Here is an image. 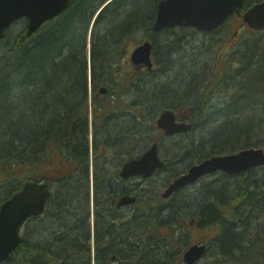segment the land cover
<instances>
[{
  "label": "trees",
  "instance_id": "trees-1",
  "mask_svg": "<svg viewBox=\"0 0 264 264\" xmlns=\"http://www.w3.org/2000/svg\"><path fill=\"white\" fill-rule=\"evenodd\" d=\"M106 1L108 0H75L71 8L45 24L33 37H26L24 27L11 42L10 39L6 41L10 44L1 51L3 54L0 55V84L5 88L0 91V206L30 180L45 181L52 190L44 216L34 219L37 225L40 224L45 229L40 233L43 234L39 235L40 239H48L36 243L24 235L18 250L3 264H177L179 250L183 245H187L189 240V236L183 231L184 225L189 226L192 221L201 229L202 241L210 244L214 250L212 259L206 260L204 264H220L219 258L235 259L236 255H242L237 264H257L256 260L261 259L255 257L253 251L249 252L254 245L247 239L250 218L247 220L246 215L247 212L250 215L253 213L250 208H253L254 212L256 210L257 213H264V168L250 170L234 180L222 174L217 180L204 184L203 188L207 191H216V198L204 204L205 208H199V213L194 212L192 218L187 217V213L176 218H171L169 213H163L162 209L174 207L179 197L166 202L159 195L153 194L136 205L130 216L123 217L118 214L119 218L126 219L120 223H111L103 214V210L107 206L110 208L111 195L129 194L127 182L120 181L118 189H111V182L106 185L104 180L107 172L104 176L94 173L97 212L92 226L87 127L77 129L74 135L70 126L72 121L69 123L66 117L60 118L59 112L66 105L67 96L73 94V90L87 80L88 32L95 14ZM148 1L117 0L114 5L103 9L94 22L93 75L98 67L106 68V74H109L111 80H105L115 82L116 86L111 94H115L116 90L115 96L119 98L118 101L110 103L103 101L99 95L100 106L94 114L99 129L105 130L108 120L113 116V106L117 110L128 107L126 102H122V92L133 93V89L140 86L139 73L128 58L130 48L132 45L137 46L140 40L135 35L126 36L125 33L139 24L135 20L140 17L141 10L144 11V8L139 7L149 3ZM259 1L261 0H248L247 5L249 7ZM141 3L143 4L140 5ZM113 7L115 9L110 12ZM155 14L156 8L149 14L147 23L152 25ZM98 32L101 38L97 37ZM123 35L124 38L121 37ZM63 36H68L65 39L67 43H62L63 40L56 44V39ZM72 37H75L73 42L69 40ZM256 37L264 39V32L256 33ZM115 41L117 44L112 47ZM154 42L158 45L156 38ZM260 43L261 47L254 48L246 41L241 48L243 52L239 55V60L244 58L243 62L247 61L254 67L264 69V42ZM96 44L100 45L99 51L96 50ZM112 49L114 50L111 51ZM245 50L252 52L249 55ZM60 71L67 73L62 80L63 85L67 83L68 86L61 89L66 97H57L50 86L53 80L61 84ZM242 76L250 79L249 84L252 86L247 89L250 94L248 92L249 95L245 96L243 105L256 107L264 98V87L251 76ZM26 78L32 81L27 84ZM93 80L105 84V80L96 78L95 75ZM191 80L188 83L187 80L181 81L174 85L173 89L178 91L191 88L194 85ZM23 89L24 94H28L27 97H21L20 90ZM225 91L234 94L228 96L223 103L217 123L204 129L199 125L200 120L196 121L192 132L195 135L198 133V136H191L192 139L188 142L193 147L196 144L199 149L198 153L191 155L189 159L192 165L208 157L257 148L261 144V140L253 143L249 138H260L264 132L260 124L250 122L245 114L236 113L239 110L236 106L242 103L236 101L238 88ZM36 94H44V101L36 97ZM94 96L98 94L94 92ZM163 99L167 97L164 96ZM193 102L194 104H190V111L196 112L198 109V116L199 110L204 111L208 105V99L200 96ZM187 106L189 105L180 107ZM31 116H34V119ZM38 117H42V121L38 122ZM55 128H59L61 134L56 135L54 139L53 135L46 138L42 136L44 132ZM244 138L248 142L238 143L237 140ZM51 139L53 140L50 141ZM100 142H103V139ZM186 145L179 147L176 158L166 162L172 177L180 173L174 164L181 160L180 151H184ZM104 153L105 149L98 150L101 157ZM217 188L219 189L216 190ZM187 219L190 221L185 222ZM126 236L133 240L125 242ZM130 241L131 244H127ZM154 244H158L159 248L156 253ZM249 253L250 255L246 256ZM114 256H117L115 261L112 260ZM259 264H264V259L259 261Z\"/></svg>",
  "mask_w": 264,
  "mask_h": 264
},
{
  "label": "bare ground",
  "instance_id": "bare-ground-1",
  "mask_svg": "<svg viewBox=\"0 0 264 264\" xmlns=\"http://www.w3.org/2000/svg\"><path fill=\"white\" fill-rule=\"evenodd\" d=\"M115 1H117V0H108V1L104 2V4L101 6V8L95 14V17H94L93 22H92V26L89 28L88 39L86 42V51H87L86 52V58H87V64H88V70H89L87 80L85 81L84 84L78 85V87L75 90H73V91H75V92H73V94L70 93L69 96H67L68 98H67L66 105H64V108L62 107V109L59 112L60 118L66 117L67 121L69 123L71 121L73 122V123L71 122L72 125L70 124L71 127H75V129H81L82 127H87V132L89 134L88 155L87 156H88V164H89V167L91 169V171H90V179H91V182H90V199H91V202H90V209H91L90 210V214H91L90 220H91L92 226L94 224L96 212H97V210H96L97 208H96V204H95L96 193H97V191H96L97 186L95 184V174H97L98 176H104L107 172V174L105 175V178H104V180L106 181V185H108L109 182H111L109 184V188L118 189L119 188L118 185L121 184L120 181H118L119 180L118 179L119 170L121 171V169H123L124 166L127 165L128 163H131L133 161H136V160H139L140 158H142L150 149V147L148 145L139 146V147L135 148V146H133L134 143L133 144L127 143L129 137L125 138V136H124L122 138L121 135H118L117 137L112 136L113 131H114L113 129L117 126L120 118H123L125 116L126 108H130V106H132V104H128V107H126L125 109H122V110H117V108L115 106H113V108H114L113 109L114 112L112 113L113 116L110 117V119L108 120V123L105 126V130L103 128L99 129L97 127L96 122H95L98 120L94 117V114H95V111L99 108L100 102H101L99 95L102 98V100L106 101V102L113 103V102L119 100V98L115 96L116 90H115V94H113V93L111 94L112 90L116 89L115 82L105 80L106 78L111 80V78L109 77V74H106L107 69L103 68V67H98L96 69V74H94L96 76V78L100 77L103 79V81L105 80L104 81L105 84H99L97 82V80L94 82V80H93L94 70H92V66H93L92 29H93L94 22L97 19V17L99 16V14L101 13V11L103 9H105L108 5L111 6L113 3H115ZM150 1L151 0L148 1L149 3L144 2L146 4L143 5L142 7H139V9L144 8L143 9L144 11L141 10V13H139L140 17L137 18V20H135L139 24L134 25L133 27L130 28L129 31H127V33H125L126 36L127 35L128 36L129 35L138 36L139 34L141 36V39H138V40H140V43L137 46L133 47V49H132L133 51H135L138 47L144 45L145 43L151 44L152 49H151V56L150 57L152 59V62H151L152 67L149 68L148 66H146L144 64L134 65V67L136 68V71L139 73V75H138V83L139 84H140V82L144 83L146 81V79L143 76L152 75L154 72H156L157 67L160 69V71L166 70V68H167L166 64L167 65L171 64L173 61L171 58H173V55H175V53L177 54V51L179 49H181L178 45L176 47H172V48L159 49L158 45L155 44V42H154L155 38L157 39V41L159 39V40H163L165 42V41L169 40V37H173V34H171L169 29H167V28H164L161 31L156 32L154 29V25H155L154 21H153L152 25L149 24L150 22L147 23V19H148L149 14L151 12H153L155 8H156V13H158L159 9L157 7L164 0H160L159 3H158V0H155L154 2H153V0L151 2ZM247 1H245V5L243 7L244 11L249 10L251 7H253V4L248 7ZM142 4L143 3H141L140 5H142ZM114 9L115 8L113 7L110 10V12L113 11ZM234 19H236V15H234V14L230 15L225 20V22L220 25L222 30L225 29L227 26H229L230 22ZM21 20H27V18L20 19L13 24H17ZM24 27L26 28V37L27 38L33 37L34 35H36L39 32L40 29H42V27H41L36 33H33L31 36H28V34H27L28 25L25 24ZM208 32L209 31L200 30L197 27H193L192 29L187 30V31H180L178 34L181 36L195 35V36H199V37H205V36L214 37L217 35V32L215 30L211 31L210 34L207 35ZM125 35H123L121 37L124 38ZM15 37H10V34H9V36H7L4 39V41L0 44V55L3 54V52H1L2 49L4 47L6 48L7 46H9L11 40L14 39ZM97 37L101 38V35H99V32H98ZM67 38H68V36L67 37L63 36V38H61V39L58 38V39H56L55 43L59 44V42H61L63 40H64V42H62V43H67L65 40ZM74 38L75 37H72L69 40L73 42V41H75ZM8 39H10V42H6ZM173 39L174 38H172V40ZM177 40L174 39L173 43L180 44L177 42ZM179 40L181 41V39H179ZM247 41H249L254 48L255 47L257 48V46L261 47L260 42H264V39L260 38V37H252V38H249ZM116 44H117V41L113 42L112 47L115 46ZM95 47H96L97 51L100 50L99 44H96ZM177 47H179V49ZM113 50L114 49H112L111 51H113ZM247 51H248L249 55L252 52V50H247ZM247 51L245 50V52H247ZM242 52H243L242 49H240V50H237L235 52L230 53V55L227 58L229 62L227 61V63H229V66L231 68L229 69V71L227 69H225V71L221 74V77L218 79V81H220L219 82L220 85L226 87L227 90H229V89H235L236 90V88H238L236 101L239 103L240 102H242V103L240 105L236 106L237 109H239L236 111V113L245 114L246 116L249 117L250 122L259 123L260 127H262L264 130V98L258 102L256 107L244 106L243 105L244 98L246 95L250 94V92L247 89H250L252 86L249 84L250 79H248V78L245 79L242 76L243 74H247V75L251 76L261 86L264 87V69H259L258 67H254L251 63L249 64L247 61L243 62L242 60L244 58L242 60L240 59L237 61V58H239V55ZM166 61H167V63L165 64ZM218 66H219V64L215 68H217ZM169 70L170 69L168 67V71ZM171 72H173L172 68H171ZM66 76H67V73H65V71H60L59 78L61 79V84L57 81L55 82L54 80L51 82L50 86H51L52 92L56 93L57 97L64 96L61 89L65 86H68V84L64 82L66 85H63L62 78L66 77ZM31 81L32 80L30 78H26L25 82H27V84H28ZM36 81H38V79ZM181 81H183V80H181ZM181 81H179V82H181ZM179 82L171 81L170 84H172L171 86L175 87L174 85L179 84ZM3 85H5V84H3ZM168 85L169 84H167V86ZM4 88H5V86H1V84H0V91L3 90ZM202 89H204V90H202L200 97L207 98V97L211 96V94L215 88L209 87L208 85H204ZM24 92H25V89L20 90L21 97H27L28 94H26V93L24 94ZM94 92H96L98 94V96H94ZM248 92H249V94H247ZM228 93H230V92H228ZM133 94H134V89H133V93H132V91L122 92V94H121L122 102H125V100H126L125 98L133 96ZM232 94H234V93L231 92L230 95H232ZM251 94H254V93H251ZM36 97H39L40 100L44 101V94H42V95L36 94ZM64 97H66V96H64ZM147 99H148L147 101H149L152 98H147ZM190 99L187 101V103H183V104H179V105L174 104L170 107H167L166 109H163V107H164L163 105H161V106L159 105L156 108L152 109V106H153L152 103L150 102L148 105V103L145 101L146 104L150 108V114L151 115L157 114L155 116L157 118H156V120L153 119L154 123L151 126H153L152 129L154 131H157L160 140L161 139L163 140L164 138L178 139L179 137H183L182 134H175L172 136H166V135L162 134L161 129L158 127V121L160 120L162 114L166 111H169V110H171V111H182V110H185L186 108L180 107V106L194 104V102L192 100V99H194V97H191ZM140 105L142 106V108L145 112L146 118H147V116H149V114H148L146 105L145 104H140ZM140 105H137L134 107L138 108ZM220 105H222V104L220 103ZM222 107L223 106H220L221 109H222ZM208 110H209L208 107H206L204 109V111H203V109H200L199 110L200 115L195 118V119L200 118L199 119L200 120L199 125H201V127H203L206 120L209 119L210 116L213 117L212 115H217V117H218L221 114L220 110H217L214 113H211L210 116H208L209 115V113H207ZM141 115L142 114H140V116ZM31 117L34 119V116H31ZM192 119H194V118H192ZM40 121H42V117H38V122H40ZM196 123L197 122H195V124ZM91 128L93 130L92 133H91ZM59 134H61L59 128H55L52 131L48 130V131L44 132L42 134V136L44 138H46V137L53 135V139H54L56 137V135H59ZM53 139H51L50 141H52ZM101 139H103V142H100ZM252 139H250V141H252ZM45 140H47V139H45ZM153 142H151V144ZM157 142H158V140H157ZM253 143H255V142H253ZM101 148L105 149V153L102 155V157L106 159L105 161L103 160L101 155L98 154V150ZM107 148H109L110 150H113L116 153L115 156L118 157V159H120L119 161H117V163L109 162V158L107 155V152H108ZM257 148H259V147H257ZM185 151L181 152V154L184 155V158H188V160H189L191 158L190 153L192 151H191V149H189V147ZM157 153H158V157H159L160 161L163 164H165L167 159L162 158L159 144H158V148H157ZM191 165H192V162L189 166H191ZM170 166H169V168L171 169ZM112 172H114V173H112ZM157 177H159V173L158 174H152L148 177H143L142 179H140V182L136 183L134 186L131 185V188L134 191H136L138 194L130 197L131 199H134V201L128 205H135L136 206L142 200H145L146 197H150V196L152 197L153 194L155 193V190L153 191V188H151V187L150 188L143 187L142 183L144 182L145 184H148V182L150 180L153 181ZM97 180L100 181L99 178ZM215 180H217V179H215ZM215 180H213V181H215ZM157 183H158V181L156 182V184ZM203 186L189 192L188 194L187 193L177 194L174 198H177V197H179V198L175 201L174 207H172L170 209L169 208H163L162 209L163 213H166V214L169 213L168 215H171V218H176L178 216L184 215L186 209H187L186 211L199 213V211H198V210H200L199 208H205L206 206L204 204H206L207 202H210L211 199L216 198L215 197V192H216L215 190H208L207 191V189L203 188ZM218 189L219 188H217L216 190H218ZM203 190H205V191L202 192ZM200 192H202V193H200ZM197 193H200V195L198 194V196H197L196 195ZM194 195H196V196H194ZM110 197H111L110 208L108 206L106 208H104L103 214L105 216H107L108 220H110L111 223L124 222L126 219H123L122 217H121L122 219L119 218L118 217V211H117V207H119V203L121 202V200L124 197L119 196V195H111ZM186 202H187V205L185 204L186 209H184L185 207H184L183 203H186ZM111 215H114L115 217H111ZM129 219H131V217H129ZM188 236L190 237V234H188ZM129 239L133 240L132 238H130V237L127 238V236H126L124 238V241L129 242ZM131 242L132 241H130V243H127V244H131ZM200 246H202V245H200ZM204 246L206 247V250H205L204 254L198 260H211L212 259L211 256L214 253V250L211 248L212 246L210 244H205ZM153 247L155 250L154 253H156L159 249L158 244H154ZM165 247L167 248L166 245H165ZM93 254H94V252H93ZM229 260H233V258H229ZM199 263H194V264H199Z\"/></svg>",
  "mask_w": 264,
  "mask_h": 264
},
{
  "label": "water",
  "instance_id": "water-1",
  "mask_svg": "<svg viewBox=\"0 0 264 264\" xmlns=\"http://www.w3.org/2000/svg\"><path fill=\"white\" fill-rule=\"evenodd\" d=\"M246 0H164L159 4L155 21L156 32L176 26L197 27L200 30L214 31L235 13L239 14ZM74 0H0V42L5 31L16 21L28 19V36L36 33L45 23L53 20L70 8ZM251 29L264 30V2L251 7L244 15ZM151 44L145 43L131 55L135 65L151 63ZM158 127L167 135L188 132L192 125L176 122L174 111H166L158 121ZM155 143L139 160L124 166L121 176L148 177L163 167ZM264 166V150L251 148L234 154L215 156L193 166L188 174L182 175L171 184L164 198L175 191L196 182L199 178L219 171L236 176L250 169ZM50 197L47 185L29 182L24 189L4 203L0 209V264L16 251L21 242V228L31 217L41 215ZM134 199L124 197L119 207L132 203ZM204 245H195L184 255L185 264H194L205 252Z\"/></svg>",
  "mask_w": 264,
  "mask_h": 264
},
{
  "label": "rangeland",
  "instance_id": "rangeland-1",
  "mask_svg": "<svg viewBox=\"0 0 264 264\" xmlns=\"http://www.w3.org/2000/svg\"><path fill=\"white\" fill-rule=\"evenodd\" d=\"M24 26H25L24 22L21 21L18 22L16 25H14L9 31L10 37H15L16 35H18L21 32V30L24 28ZM240 26H241L240 20L239 21L235 20L233 22H230L229 26H227L225 29H223L219 34H217L214 37L211 36L199 37L195 35L181 36L177 33V34H173V37H169V40L165 42L163 40L158 39L159 49L172 48L178 45L181 48V50H178L179 52L173 55V58H171L173 60L171 64L169 65L166 64L168 60L165 62L167 66L166 70L160 71V69L157 67L156 72H154L152 75L143 76L146 79V81L144 83L140 82V86L139 87L136 86L134 88L133 96L125 98L126 104H132V106H130V108L125 107L126 108L125 116L123 118H120L117 126L113 129L114 131L112 136L117 137L118 135H121L122 138L124 136L125 138L129 137L127 143L129 144L134 143L133 146H135V148L146 145L150 147L151 142L153 141L156 142L158 140L162 158L167 160L176 158L179 152L178 150H180L179 147H182L183 144L189 145L188 142H190V140L192 139L191 136L194 135L196 137L198 136V133H196L195 135L192 132L191 133L192 135L189 136L185 134L183 135V137H179L178 139L164 138L163 140L162 139L160 140L157 131H154L152 129L153 126H151L154 123V120H156L157 117L155 116L157 114L151 115L150 108L148 105L151 102L153 105L152 109L156 108L159 105L160 106L163 105L164 106L163 109H166L167 107H170L174 104L179 105V104L187 103V101L191 97H194V99L192 100L195 101L198 98V96H200L202 90H204L202 89L203 86L208 85L209 87L215 88L211 96L207 97L208 99L207 107L209 108V110L207 111V113H209L208 116H210L211 113L220 110L221 109L220 106H222L223 103H225L226 99H228V96H230L231 93L225 91L227 90V88L221 86L219 83L220 81H218V79L221 77V74L225 71V69L229 71V69L231 68L229 66V63H227L228 61L227 58L230 55V53L240 50L243 47V45H245L246 41L249 38L256 37V34H251L250 32H246L244 34L241 33L243 31L239 32V34L236 35V31L240 30ZM138 36L136 37L138 39H141L140 34ZM172 38L176 40L178 39L177 42L180 44L173 43L174 39L172 40ZM179 39H181V41ZM133 47L134 45H132V47L130 48V52L132 51ZM179 47L177 48L179 49ZM238 60L239 58H237V61ZM218 64L219 66L215 68ZM168 67L170 69L169 71H168ZM171 68L173 72H171ZM181 80L183 81L187 80L186 81L187 83L190 80L191 82L194 81V85H192L191 88L187 87L185 90L183 89L184 91L183 90L175 91L173 89L174 87L171 86L172 84H170V82L171 81L179 82ZM167 84H169L170 86L169 85L167 86ZM164 96H166L167 99H163ZM151 97L152 99L147 101L148 100L147 98H151ZM145 101L148 103V105L146 104ZM220 103L222 105H220ZM140 104L146 105L149 114L147 118ZM137 105L140 106L138 108L134 107ZM191 109L192 107L189 105L186 107L185 110H191ZM140 114L142 115L140 116ZM198 114H199L198 109L196 110V112L192 111V118L195 119V115L198 116ZM212 116L213 117L210 116V118L206 120L202 128L206 129L207 127H212L214 126L215 123H217V119H219V116L218 117L217 115H212ZM197 120H199V118H197L195 121L191 120V122L195 123ZM103 126H105V123ZM92 132L93 130L91 128V133ZM204 132H206V130L203 131V133ZM249 138L250 139L253 138L251 142H257L258 140H261V144L259 145V148L264 149V132L260 136V138L259 136H253L252 138L251 137ZM246 140L247 139L244 138L237 141L238 143H244V141L248 142ZM187 145L184 147L185 150H187ZM188 147L192 151L190 155H195L196 153H198L199 149L196 146V144L194 147L192 145H189ZM107 149H108L107 155L109 158V162L117 163V161H119L120 159H118V157L115 156L116 153L113 150H110L109 148ZM184 151L181 150L180 152H184ZM181 156H182L181 160L178 162L179 160L178 159L177 160L178 163L174 164V167L177 168L179 171L184 170L192 162L191 160L190 161L187 159L184 160L183 159L184 155L181 154ZM170 178H171V171L167 169L165 171L160 172L159 177L155 178L153 181L150 180L148 184H145L143 182L142 186L145 188L151 187L153 188V191L155 190L154 194L161 195V193L166 188L164 187L165 183H167V181ZM218 178L219 177L213 179L206 178L202 182H200L197 186L198 188H200L207 182H212L213 180ZM157 181L158 183L156 184ZM138 182H140L139 179L136 181H132L131 185L134 186ZM198 188H194V189L189 188L185 190L184 193L188 194L189 192ZM232 188H236V186H232ZM204 191L205 190H203L202 192ZM200 193H197L196 195L198 196V194L200 195ZM185 204L187 205V202L184 203V207H185L184 209H186ZM186 210H185V213H187L186 215H188V217H191V213L193 212ZM250 210L253 212L251 215L249 212H247V215L245 214L247 216V220L250 218V220H248L249 232L247 239H249L248 240L249 243L254 245L255 242L257 246L255 250L250 249L249 252L252 253L253 251V255L254 256L256 255L255 257L259 259H263L264 258V213L263 214L257 213L256 210L254 212L253 208H250ZM189 220L190 219H187V221ZM50 226L52 228L53 226L52 223ZM43 230L45 229L41 227L40 224L37 225L36 222H34L30 226L28 225L26 230L23 229L22 236H24L25 234L27 235L28 233L30 238L33 239L34 242L42 243L48 239V238L40 239L39 235L43 236V234H40ZM185 230L187 233L190 234L191 237V238L189 237V241L187 245V247H189V245L192 244L194 240L198 238L197 232L193 228L190 229L185 228ZM31 232H33L32 236H31ZM199 239L203 240L201 236H199ZM187 247L183 248V250L181 251L182 254L187 249ZM250 253L247 254L246 256L250 255ZM241 256L242 255H236L234 257L235 259L233 260H229L227 258H221L220 264H237L238 263L237 260L241 259L242 258ZM259 261L261 260H256L255 263L259 264ZM204 262H206V260H202L199 264H203Z\"/></svg>",
  "mask_w": 264,
  "mask_h": 264
},
{
  "label": "flooded vegetation",
  "instance_id": "flooded-vegetation-1",
  "mask_svg": "<svg viewBox=\"0 0 264 264\" xmlns=\"http://www.w3.org/2000/svg\"><path fill=\"white\" fill-rule=\"evenodd\" d=\"M170 32H171V34H177V33H179V31H181L180 29H172V30H169ZM239 34V30L238 31H236V35H238ZM189 119V117H187L186 115L185 116H181V117H179V122H181V121H186V120H188ZM190 120V119H189ZM119 177H120V170H119ZM119 179V178H118ZM136 181V180H138V178H135V177H133V178H131V179H128V180H126L127 181V185H128V187H129V189H131V182L132 181ZM118 181H120V179L118 180ZM125 181V180H124ZM124 181H121V182H124ZM131 192L133 193V192H135L134 190H131ZM120 211H123V212H129L130 211V209H128V208H124V209H122V210H120ZM27 239L29 240L30 239V236L28 235L27 236Z\"/></svg>",
  "mask_w": 264,
  "mask_h": 264
}]
</instances>
